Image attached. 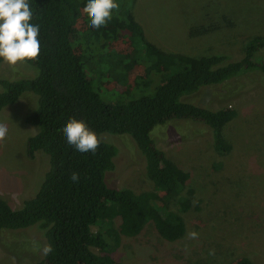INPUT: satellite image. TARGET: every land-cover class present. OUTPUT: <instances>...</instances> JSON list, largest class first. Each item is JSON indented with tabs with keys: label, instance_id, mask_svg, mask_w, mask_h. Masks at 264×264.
Returning <instances> with one entry per match:
<instances>
[{
	"label": "trees",
	"instance_id": "trees-1",
	"mask_svg": "<svg viewBox=\"0 0 264 264\" xmlns=\"http://www.w3.org/2000/svg\"><path fill=\"white\" fill-rule=\"evenodd\" d=\"M29 3L31 22L40 26L41 51L37 58L25 63L34 67L37 74L32 78L0 80V111L23 93L38 97L35 109L25 118L36 129L27 138L26 155L33 159L41 153L46 163L40 172L42 181L21 208L14 209L0 198V232L38 226L53 251L34 264H114L108 254L119 246L122 237L138 236L148 224L164 241L182 239L187 231L183 215L197 210L201 202L188 186L190 174L155 146L150 133L171 120L199 122L211 131L214 153L219 158L229 155L232 145L223 131L235 119L236 111H213L182 99L247 73L259 74L264 81V36L251 38L237 61L214 54L195 62L188 55L167 52L151 44L134 19L131 6L122 18L118 15L120 7L113 10L111 20L98 29L90 26L84 13V29L80 31L74 23L87 0ZM209 29L199 27L190 33L200 36ZM117 36L128 40L129 54L114 52L115 63L94 84L87 77L81 58L91 50V40L99 43L102 39V47L108 48ZM77 47H81L80 56L75 52ZM128 66L143 68V76L135 77L132 85L126 76ZM105 82L119 91L125 90L129 98L137 91L140 96L125 102H105L97 91L110 88L99 87ZM70 118L85 121L99 138L104 133L128 135L151 189L135 193L107 186L105 173L114 168L117 148L100 138L95 153L76 151L62 131ZM74 172L79 174L78 181L70 179ZM92 227H97V231L93 232ZM93 248L102 254H96ZM238 264L255 263L243 256Z\"/></svg>",
	"mask_w": 264,
	"mask_h": 264
},
{
	"label": "rangeland",
	"instance_id": "rangeland-1",
	"mask_svg": "<svg viewBox=\"0 0 264 264\" xmlns=\"http://www.w3.org/2000/svg\"><path fill=\"white\" fill-rule=\"evenodd\" d=\"M118 15L131 6L134 19L142 26L146 39L171 53L188 55L197 62L204 56L222 54L228 61L243 56L246 43L264 36V0H118ZM84 12L74 23L84 29ZM210 28L200 36L191 30ZM80 41V40H78ZM91 40V50L81 62L87 77L98 83L107 68L115 63L114 52L128 55V40L117 36L102 47ZM81 55V47L76 48ZM90 68H94L91 71ZM128 81L143 76V68L126 69ZM34 67L25 62L10 65L0 60V80L32 78ZM97 91L108 103L129 98L107 82ZM154 89H149L150 93ZM1 91V87H0ZM139 94V95H138ZM38 97L23 93L13 104L0 111V123L8 127L7 138L0 142V198L19 209L32 197L46 157L26 155L27 138L36 129L25 118L37 105ZM184 102L210 110L232 108L235 119L223 131L232 145L229 155L219 158L212 148L209 128L190 120H171L156 126L150 133L155 146L181 170L190 174L189 187L200 200L198 209L184 214L185 236L176 242L164 241L152 224L135 237H122L119 246L109 253L114 264H238L247 256L255 264H264V81L255 73L243 74L221 85L200 89L184 97ZM101 140L114 145L117 154L114 168L105 173L107 186L135 193L150 190L151 183L128 135L102 134ZM217 166V167H216ZM40 178V179H39ZM97 231V227H92ZM198 233L190 239L189 232ZM32 241L43 246L46 239L38 226L19 231L0 232V264H34L44 255L33 251ZM102 254L98 249H92ZM214 254L210 255V251Z\"/></svg>",
	"mask_w": 264,
	"mask_h": 264
},
{
	"label": "clouds",
	"instance_id": "clouds-1",
	"mask_svg": "<svg viewBox=\"0 0 264 264\" xmlns=\"http://www.w3.org/2000/svg\"><path fill=\"white\" fill-rule=\"evenodd\" d=\"M119 8L116 0H87L83 12L90 20V26L100 28L106 26L112 18L113 10ZM33 16L29 0H0V59L10 65L25 62L39 56L41 45L39 41L40 26L31 22ZM68 144L76 151L93 152L100 145L98 134L91 130L83 120L70 118L62 129ZM8 127L0 123V142L7 138ZM73 181L79 180V174L73 173ZM190 239L198 238L195 231L189 232ZM33 251H40L47 256L53 251L52 245L43 246L32 241ZM210 255L214 254L211 250Z\"/></svg>",
	"mask_w": 264,
	"mask_h": 264
}]
</instances>
